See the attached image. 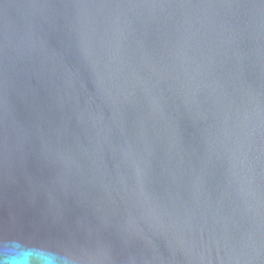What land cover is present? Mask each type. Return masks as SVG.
<instances>
[{"label": "water", "instance_id": "95a60500", "mask_svg": "<svg viewBox=\"0 0 264 264\" xmlns=\"http://www.w3.org/2000/svg\"><path fill=\"white\" fill-rule=\"evenodd\" d=\"M9 236L264 264V0H0Z\"/></svg>", "mask_w": 264, "mask_h": 264}, {"label": "clouds", "instance_id": "9594fccd", "mask_svg": "<svg viewBox=\"0 0 264 264\" xmlns=\"http://www.w3.org/2000/svg\"><path fill=\"white\" fill-rule=\"evenodd\" d=\"M72 249H52L9 236L0 240V264H79Z\"/></svg>", "mask_w": 264, "mask_h": 264}]
</instances>
